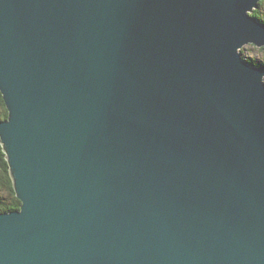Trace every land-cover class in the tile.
<instances>
[{
  "label": "water",
  "instance_id": "obj_1",
  "mask_svg": "<svg viewBox=\"0 0 264 264\" xmlns=\"http://www.w3.org/2000/svg\"><path fill=\"white\" fill-rule=\"evenodd\" d=\"M262 0H0V264H264Z\"/></svg>",
  "mask_w": 264,
  "mask_h": 264
},
{
  "label": "trees",
  "instance_id": "obj_2",
  "mask_svg": "<svg viewBox=\"0 0 264 264\" xmlns=\"http://www.w3.org/2000/svg\"><path fill=\"white\" fill-rule=\"evenodd\" d=\"M259 8L264 10V0L259 4V7L254 10L253 15L257 16L261 21L264 22L263 12H259ZM261 49L264 50V47ZM251 64L261 65L259 62H255L254 59H247ZM264 65V63H263ZM8 108L6 106L3 94L0 90V120L6 119L8 117ZM22 201L16 194L14 188L13 178L10 172L9 162L6 157V153L3 149V145L0 137V212L12 211L21 208Z\"/></svg>",
  "mask_w": 264,
  "mask_h": 264
},
{
  "label": "rangeland",
  "instance_id": "obj_3",
  "mask_svg": "<svg viewBox=\"0 0 264 264\" xmlns=\"http://www.w3.org/2000/svg\"><path fill=\"white\" fill-rule=\"evenodd\" d=\"M263 12L262 8H259V12ZM262 47H258L254 44H247L240 49V53L244 60H250V58L254 59L255 62L264 63V50L261 49Z\"/></svg>",
  "mask_w": 264,
  "mask_h": 264
},
{
  "label": "bare ground",
  "instance_id": "obj_4",
  "mask_svg": "<svg viewBox=\"0 0 264 264\" xmlns=\"http://www.w3.org/2000/svg\"><path fill=\"white\" fill-rule=\"evenodd\" d=\"M9 114V113H8Z\"/></svg>",
  "mask_w": 264,
  "mask_h": 264
}]
</instances>
